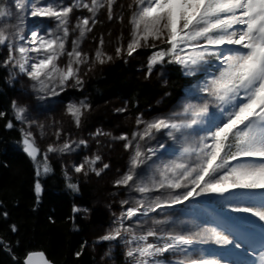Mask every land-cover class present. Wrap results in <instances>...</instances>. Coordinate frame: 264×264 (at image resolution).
<instances>
[{
  "label": "snow or ice",
  "instance_id": "1",
  "mask_svg": "<svg viewBox=\"0 0 264 264\" xmlns=\"http://www.w3.org/2000/svg\"><path fill=\"white\" fill-rule=\"evenodd\" d=\"M116 4L117 0H73L68 5L13 0L9 7L0 0V46L8 51L3 64L18 69L34 82L33 89L51 96H58L71 81L82 86L81 65L87 64L89 57L80 50V44L98 22L97 13L106 9L111 20ZM133 6L129 20L131 40L126 48L121 45L115 49L116 56L130 57L142 48L157 49L149 57L148 75L157 65L175 63L197 82L187 90V99L179 110L148 121L141 114L136 123L143 125L142 129L131 138L126 133L117 137L126 141L124 147L131 154L127 170L114 184L135 191L140 198L120 201L127 207L116 217V227L98 240L122 242L131 264H228L216 248L206 245L240 250L241 255L254 256L255 264H264V0H132L129 8ZM74 9H86L91 15L77 19L73 31H78V36L68 51ZM24 14L54 20L56 27L43 32L32 30L25 36ZM14 16L18 23H10ZM99 43L102 48L103 37ZM65 56L67 62L61 66ZM95 60L104 64L113 56L98 49ZM89 107L84 102L67 106L77 127ZM13 108L15 119L23 121L27 110L15 102ZM6 126L12 128L13 124L9 121ZM158 134L178 147L166 148L164 143L146 146ZM95 135L110 134L97 129ZM22 143L39 176L52 170L48 153L71 151L75 142L49 145L42 160L38 159L41 150L32 132L24 133ZM79 144L86 145L87 141ZM161 150L173 158L160 159L157 153ZM100 160L99 155L86 158L74 170L84 172L87 165L100 175L109 167L104 164L97 170L94 166ZM69 187L79 191L77 184ZM41 191L37 181V197ZM201 197H219L211 203L240 215L222 211L220 226H198L181 232L149 227L138 233L134 227L147 223L153 213L175 209ZM79 211L73 208V212ZM170 219H153L152 223L167 224ZM236 225L250 231H241ZM16 230L13 225L12 231ZM256 245L260 247L258 253ZM81 254L77 252L76 256ZM166 254L175 258L169 261ZM23 264L51 261L44 252L33 251Z\"/></svg>",
  "mask_w": 264,
  "mask_h": 264
},
{
  "label": "rangeland",
  "instance_id": "2",
  "mask_svg": "<svg viewBox=\"0 0 264 264\" xmlns=\"http://www.w3.org/2000/svg\"><path fill=\"white\" fill-rule=\"evenodd\" d=\"M3 2L9 7L13 5V0H3ZM35 2L38 5H45L52 2L68 5L72 4L73 0H35ZM129 2L132 3V0ZM121 7L122 4L120 0H117V4L113 6V15L117 16L116 13L119 12L118 10ZM134 8L135 6L131 8V13L134 11ZM12 10L13 12L17 11L14 7ZM131 13L128 16L127 25H125L127 26L126 28L125 26L122 27L123 20L121 21L119 19L120 16H123L122 14L118 15V17H116L117 19H114V16L110 20L108 19L106 9H102L97 13L96 20L98 22L80 44V50L89 57V62L81 65L80 75L83 78V84L82 86H76L75 82L71 81L70 86L63 92H60L58 96H51L47 93L36 91L32 87L34 82L29 77L19 73L18 69L13 68L11 65L5 66L3 61L7 59L8 51L6 47L0 46V64L7 68V79L9 83L15 84L18 89L15 104L17 107H24L27 110L25 112V119L23 121L17 120L18 124L22 127L23 133L28 131L32 132L36 144L41 150L38 159L42 160L43 153L47 150L49 145L59 146L65 142H75L72 144L71 151L64 153H48V163L50 164V161L53 160L58 161L64 169L66 177L77 185L80 183L93 185L95 197L92 204L104 205L109 210L111 219L110 224L94 228L92 231L93 241L91 247L97 253L98 264H131L125 256L126 246L122 242L98 240L99 237L116 227L114 223L116 217L127 207L121 206L120 201L125 199L131 201L140 198V194L135 191L124 187H117L114 184V181L119 179L127 170L131 154V150L124 147L126 141L117 139V137L126 133L129 138H131L134 132L142 129L143 125H137L136 123L137 118L140 117L141 114H143L142 118L148 121L159 116L169 115L171 112L179 110L182 103L187 99V90L191 87V85L184 87V93L171 108L165 111L157 109L151 113V115L147 113L132 115L126 101L121 96L109 94V99L105 100L104 103L93 104L89 101L86 94L78 96L70 94V91L74 88L83 89L84 85L87 86L86 79L90 75L96 74L103 65L111 62L109 61L104 64L98 63L95 60V52L98 49L102 50L103 53L113 56L114 60L117 57L115 49L121 45L125 48L127 47V44L131 40V25L129 23ZM24 15L25 24L23 28L25 36L30 35L32 30H40L43 32L45 30L55 29L56 27V22L49 18H33L30 15ZM90 15L91 14L88 13L86 9H74L69 24L70 36L66 45L68 51H71L72 41L78 36V31H73L77 19ZM10 23H18L15 16L11 18ZM101 37L104 39L102 48L99 43ZM148 49L152 50L153 48H142L137 50V52L130 57L126 54L125 56H127V59L129 58L134 62L140 75L145 74L147 78L154 76L158 80L164 81V68H162L161 65L154 67L151 75H148L149 57L152 52L157 50H152L148 53ZM140 50L143 52H140ZM66 62L67 57H62L60 60L61 66H64ZM81 102H84L90 107L84 111L81 124L77 127L73 117L67 112V106L69 104L78 105ZM114 115L116 116L114 117ZM110 120H113L112 124L109 123ZM97 129L101 130L103 133H109L110 135L97 136L95 135ZM57 133L60 134L59 138H57ZM81 140L87 141V144H79ZM158 143H164L166 148L169 146L178 147L169 138L163 136V134H158L156 140L149 142L146 146L157 147ZM96 155L101 156V160L94 166L97 170L103 168L104 164L109 165L100 175H96L95 172L89 170L87 165H85L84 172H75L74 169L76 166L85 163L86 158L95 157ZM157 156L163 160L173 158L172 155L165 153L164 150L158 152ZM153 161H157V157H153ZM158 194L160 193H153L152 195ZM219 199V197H201L198 198L201 203H195L193 201L187 202L183 205L176 206L175 209H168L162 213H153L150 218H147V223L142 225L134 224V227L136 231L140 233L146 231L149 227L163 229L164 231L181 232L186 229L195 230L198 226H220L219 221L221 218L217 217L216 213L211 212L206 206V204H210L222 209L220 205L211 203V201ZM79 209L84 217L89 216L91 212V208L86 205L80 206ZM169 216L171 219L167 224L155 225L152 223L153 219L163 220ZM141 219L143 220L145 218ZM125 223L127 225L129 222L126 221ZM204 247L216 248L219 253L222 252L224 255H229L233 263L248 264V262L244 260V255L240 254V250L229 251L228 249H219L215 245H206ZM166 258L171 261L175 257L166 254ZM120 259H122L123 262H121ZM253 264H255V261Z\"/></svg>",
  "mask_w": 264,
  "mask_h": 264
},
{
  "label": "trees",
  "instance_id": "3",
  "mask_svg": "<svg viewBox=\"0 0 264 264\" xmlns=\"http://www.w3.org/2000/svg\"><path fill=\"white\" fill-rule=\"evenodd\" d=\"M129 1L120 0L122 7L117 16L113 15L114 19L120 14L126 16L122 27L127 25L131 13ZM161 67L164 81L154 76L147 78L145 74L140 75L134 62L123 54L90 75L86 79L87 86L74 88L70 94H86L93 104L104 103L109 94L121 96L132 115H151L157 109L165 111L196 78L186 76L175 63ZM17 94L16 85L7 79V68L0 64V113H4L0 116V240L3 241L0 264H23L26 255L36 250L44 251L54 264H98L97 253L91 247L92 231L110 224L109 210L104 205L92 204L93 185L80 183L79 191L70 188L69 184L75 183L66 177L58 161H50L49 173L36 174L35 163L23 151L24 133L15 119L13 103ZM9 121L12 128L6 126ZM37 181L42 188L39 197L35 192ZM84 205L91 208L89 216L84 217L81 211L73 212V208ZM77 252L82 254L76 256Z\"/></svg>",
  "mask_w": 264,
  "mask_h": 264
},
{
  "label": "bare ground",
  "instance_id": "4",
  "mask_svg": "<svg viewBox=\"0 0 264 264\" xmlns=\"http://www.w3.org/2000/svg\"><path fill=\"white\" fill-rule=\"evenodd\" d=\"M136 68V67H135ZM137 69V68H136ZM163 109H160V111H162ZM223 212H227L229 215H237L236 213H232V212H230V210H228V209H223L222 210ZM109 225V224H108ZM235 227H237V228H240L239 226H235ZM248 231H250L249 229H247ZM94 239V238H93ZM93 241V240H92ZM106 243V242H105ZM256 246H258V245H256ZM255 246V247H256ZM32 252V251H31ZM30 253V252H29ZM252 258H254L252 255H249V261H251L252 260ZM25 259V258H24ZM221 259H223V260H225V261H227L228 262V264H236V263H233L232 261H230V260H227L226 258H224V257H221Z\"/></svg>",
  "mask_w": 264,
  "mask_h": 264
},
{
  "label": "water",
  "instance_id": "5",
  "mask_svg": "<svg viewBox=\"0 0 264 264\" xmlns=\"http://www.w3.org/2000/svg\"><path fill=\"white\" fill-rule=\"evenodd\" d=\"M37 252H44V251H41V250H36ZM33 252V251H32ZM44 254H45V256L48 258V256H47V254L44 252ZM26 258V257H25ZM48 260H50L49 258H48ZM51 261V260H50ZM51 264H54L52 261H51Z\"/></svg>",
  "mask_w": 264,
  "mask_h": 264
}]
</instances>
